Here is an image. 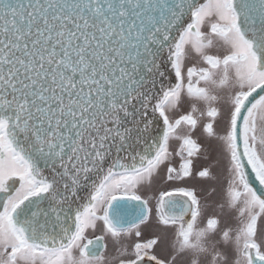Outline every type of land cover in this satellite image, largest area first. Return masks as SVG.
Segmentation results:
<instances>
[{"label": "snow or ice", "instance_id": "obj_1", "mask_svg": "<svg viewBox=\"0 0 264 264\" xmlns=\"http://www.w3.org/2000/svg\"><path fill=\"white\" fill-rule=\"evenodd\" d=\"M0 264H264V0H0Z\"/></svg>", "mask_w": 264, "mask_h": 264}, {"label": "rangeland", "instance_id": "obj_2", "mask_svg": "<svg viewBox=\"0 0 264 264\" xmlns=\"http://www.w3.org/2000/svg\"><path fill=\"white\" fill-rule=\"evenodd\" d=\"M213 50L217 51L216 49H213ZM197 61H198V57H196L195 54L190 52L189 56L187 58V63L191 64V63H196ZM223 103L224 102L222 101L221 104L223 105ZM183 110H185V109L179 108L178 112H183ZM213 144L215 145V142H213ZM194 163L196 164V168H199L200 165H205V164L207 166L212 165V170H213L212 172H213L214 178H212V179H207V178L201 179V178H199L197 183L199 184V190H200V195H202L201 196L202 200L207 199V200H210V202L212 201L210 204H208L209 202H205L207 212L211 213L213 211H219L217 205L219 202H221L223 189L225 187V182L227 180V178H226L227 159L225 158L223 153H221L219 150H214L211 154H209L208 151H204L201 153L200 157L197 160H195ZM162 168H164V167H162ZM160 174H161V170L159 172V175L155 178L151 187L157 186L158 180L161 177ZM217 182L219 185L217 184ZM193 183L195 184V182H193ZM147 187L148 186H145L142 189L145 191ZM216 187H218V193L215 194V191L212 192V190L215 189ZM209 193H211V194H209ZM222 226H223V221H222ZM93 233L101 234V231L99 229L95 232L89 231L88 234L93 235ZM106 242L109 243V247L106 250L105 255H106V257H111V256L115 255L114 247L110 241H106Z\"/></svg>", "mask_w": 264, "mask_h": 264}, {"label": "flooded vegetation", "instance_id": "obj_3", "mask_svg": "<svg viewBox=\"0 0 264 264\" xmlns=\"http://www.w3.org/2000/svg\"><path fill=\"white\" fill-rule=\"evenodd\" d=\"M213 52H215V50H212ZM198 62V61H197ZM196 62V63H197ZM190 65V64H189ZM188 107H189V101H187V100H185L182 104H181V106H180V109H185V110H183V112L184 111H187L188 110ZM183 112H178V113H176V114H179V113H183ZM170 116H174V114H172V113H170ZM197 135H199V133H197ZM172 147H175V143L173 142L172 143V145H171ZM178 159V158H177ZM204 162V161H203ZM195 164V163H194ZM202 165H200L199 166V168L201 167ZM205 166H207L206 164H205ZM211 166V169H212V165H210ZM199 168H196V164H195V166H194V173H195V171H197V170H199ZM213 171V170H212ZM161 177L159 178V180H158V184H157V186L156 187H147L146 188V190L144 191L142 188L140 189V192L141 193H143V194H145L146 196H148V197H151L152 195H153V193L154 192H156L157 190H159V189H161V188H166V187H168L169 186V184H168V182H166V180H165V177H166V168L164 167V168H161ZM225 175V174H224ZM194 177H195V175H194ZM192 177V178H187L185 181H184V184L185 185H188V186H192V187H194L195 188V190L198 192V194L200 195V190H199V184L197 183V181H198V177ZM226 178H227V172H226ZM193 182H195V184L193 183ZM219 182V181H218ZM218 182H217V184H218ZM9 184L11 185V187L13 188V190H14V187H18L19 186V181H18V178H12L10 181H9ZM219 185V184H218ZM217 185V186H218ZM216 193H218V187H216L215 188V194ZM200 196H202V195H200ZM213 200V199H212ZM203 201H204V203L205 202H209L208 204H210L211 202H210V200H207V199H203ZM89 235V234H88ZM93 235H100V234H96V233H93ZM93 235H89V237L91 238Z\"/></svg>", "mask_w": 264, "mask_h": 264}, {"label": "water", "instance_id": "obj_4", "mask_svg": "<svg viewBox=\"0 0 264 264\" xmlns=\"http://www.w3.org/2000/svg\"><path fill=\"white\" fill-rule=\"evenodd\" d=\"M162 71H166L167 73V69L166 68H162ZM169 79H171V76H169ZM174 82V81H173ZM258 186V185H257Z\"/></svg>", "mask_w": 264, "mask_h": 264}]
</instances>
